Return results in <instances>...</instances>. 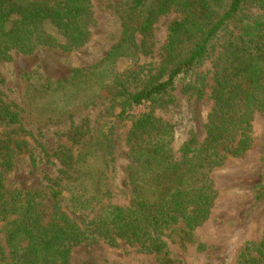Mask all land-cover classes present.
<instances>
[{"label": "trees", "instance_id": "16d2710c", "mask_svg": "<svg viewBox=\"0 0 264 264\" xmlns=\"http://www.w3.org/2000/svg\"><path fill=\"white\" fill-rule=\"evenodd\" d=\"M127 2L118 45L102 62L73 69L69 78L51 88L59 93L58 111L101 99L109 102L117 118L131 119L126 138L127 203L113 200L122 188L106 181L107 171H114L110 130L97 128L76 156L69 147L57 154L58 174L47 177L52 215L42 224L38 194L8 192L4 186L1 169H10L15 149L23 145L4 134L0 136V221L6 220L9 258L0 259V264H69L76 245L117 246L120 241L140 252L162 254V264H174L166 250L165 231L180 221L189 230L201 224L214 199L211 170L251 145L252 120L264 113V0ZM171 8H178L182 16L169 24L159 65L142 74L114 72L113 58L126 55L130 47L138 48L135 34H147L157 17ZM93 22L91 0H0V57L9 58L10 50L30 54L44 46L80 47L88 41ZM207 77L213 103L201 143L191 135L174 150L172 124L155 116L152 107L131 114L145 104H170L181 80L201 98ZM2 96L0 89V124L9 127L19 122V115ZM81 128L75 126L71 133L75 141L85 134ZM257 191L260 198L264 182ZM238 264H264V237L244 246Z\"/></svg>", "mask_w": 264, "mask_h": 264}, {"label": "rangeland", "instance_id": "374dc122", "mask_svg": "<svg viewBox=\"0 0 264 264\" xmlns=\"http://www.w3.org/2000/svg\"><path fill=\"white\" fill-rule=\"evenodd\" d=\"M127 3V0H91L94 22L88 41L80 47L64 50L44 46L30 54L10 50L9 58L0 57L2 97L19 115L16 124L9 127L0 124V136L9 134L16 143H23L21 150L15 149L10 169H1L4 186L8 192H36L42 224H47L52 215L47 177L54 178L58 174L61 159L57 154L62 147H69L76 156L97 128L110 130V165L114 171H107L106 181L122 188V192L113 195V200L122 205L127 203L130 187L126 138L131 119L117 118L109 102L101 99L66 112L58 111L59 93L52 92L56 81L69 78L73 69L102 62L118 45L122 37L121 15L127 12ZM181 16L178 8L158 16L147 34H135L138 48L133 46L126 55H116L112 64L109 63L110 68L121 76L134 70L142 74L156 68L161 61L169 24ZM206 81L201 98L188 91L187 81L181 80L172 92L170 104H145L131 114L136 116L152 107L155 116L172 124L174 150L191 135L201 143L213 103L211 80L207 77ZM75 126L85 131L80 141L71 137ZM251 139L250 147L242 155L228 156L211 170L214 199L206 219L190 230L180 221L165 231L166 250L174 264H238L244 246L264 237V194L257 197V188L264 182V113L254 116ZM5 224L6 220L0 221V259L3 262L9 258ZM252 255H256V251ZM163 257L137 251L123 241L117 246L84 243L71 249L69 264H162Z\"/></svg>", "mask_w": 264, "mask_h": 264}]
</instances>
